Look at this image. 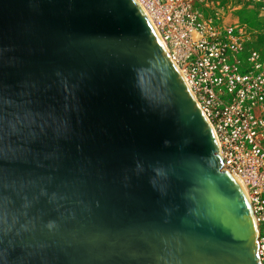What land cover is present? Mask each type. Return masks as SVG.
Instances as JSON below:
<instances>
[{
    "label": "water",
    "instance_id": "95a60500",
    "mask_svg": "<svg viewBox=\"0 0 264 264\" xmlns=\"http://www.w3.org/2000/svg\"><path fill=\"white\" fill-rule=\"evenodd\" d=\"M258 237L139 0H0V264H263Z\"/></svg>",
    "mask_w": 264,
    "mask_h": 264
},
{
    "label": "built area",
    "instance_id": "2783aa9c",
    "mask_svg": "<svg viewBox=\"0 0 264 264\" xmlns=\"http://www.w3.org/2000/svg\"><path fill=\"white\" fill-rule=\"evenodd\" d=\"M142 1L215 127L224 167L247 186L264 264V32L229 22L215 0Z\"/></svg>",
    "mask_w": 264,
    "mask_h": 264
},
{
    "label": "rangeland",
    "instance_id": "374dc122",
    "mask_svg": "<svg viewBox=\"0 0 264 264\" xmlns=\"http://www.w3.org/2000/svg\"><path fill=\"white\" fill-rule=\"evenodd\" d=\"M224 7L229 22H246L252 29L264 32V0H215Z\"/></svg>",
    "mask_w": 264,
    "mask_h": 264
},
{
    "label": "bare ground",
    "instance_id": "6f19581e",
    "mask_svg": "<svg viewBox=\"0 0 264 264\" xmlns=\"http://www.w3.org/2000/svg\"><path fill=\"white\" fill-rule=\"evenodd\" d=\"M139 1H140L141 4L143 5V7L146 9V7H145L143 1H142V0H139ZM146 11L148 12L149 17H150L151 20L153 21V23H154V25H155V27H156V29H157V31H158L157 25H156V23H155V21H154L152 15L150 14V12H149L147 9H146ZM158 33H159V31H158ZM159 35H160V33H159ZM160 36H161V35H160ZM161 38H162V37H161ZM162 40H163V38H162ZM163 42H164V44H165L167 50H168L169 53H170L171 50H170L169 46L167 45L166 41L163 40ZM174 61H175V60H174ZM175 62H176V64L178 65V67L180 68L182 74L184 75L186 81H187L188 84H189V81H188V79H187V75H186L185 70L180 66V64H179L177 61H175ZM189 85H190V84H189ZM194 95H195V93H194ZM206 118H207V120H208V122H209V124H210L211 130H212V133H213V136H214V140H215V142H216V146H217V149H218V153L220 154V156H221V158H222V154H221V150H220L221 147H220V143H219L218 138H217V134H216V131H215V127H214L213 123L210 121V119H209L207 116H206ZM240 178H241V177H240ZM241 180H242L243 184L245 185V188H246L247 193H248V189H247V186H246L245 182L243 181L242 178H241Z\"/></svg>",
    "mask_w": 264,
    "mask_h": 264
}]
</instances>
